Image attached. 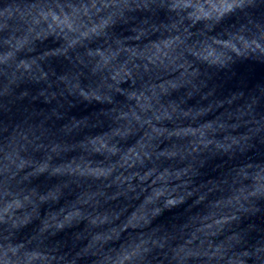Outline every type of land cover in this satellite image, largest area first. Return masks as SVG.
Returning <instances> with one entry per match:
<instances>
[{"label":"clouds","instance_id":"9594fccd","mask_svg":"<svg viewBox=\"0 0 264 264\" xmlns=\"http://www.w3.org/2000/svg\"><path fill=\"white\" fill-rule=\"evenodd\" d=\"M0 264H264V0H0Z\"/></svg>","mask_w":264,"mask_h":264}]
</instances>
